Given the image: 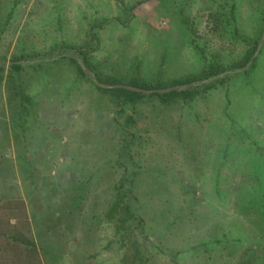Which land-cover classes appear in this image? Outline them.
<instances>
[{
    "label": "rangeland",
    "instance_id": "1",
    "mask_svg": "<svg viewBox=\"0 0 264 264\" xmlns=\"http://www.w3.org/2000/svg\"><path fill=\"white\" fill-rule=\"evenodd\" d=\"M236 1L252 37L261 28L264 0ZM213 2L193 0L178 14L176 5L151 0L133 10L125 27L117 20L121 10L115 0H20L0 42V61L10 62L21 46L25 53L48 52L54 44L81 46L88 40L99 44L91 56L101 70L123 74L136 59L154 57L168 34L180 32L176 23L184 16L206 52L225 62L237 59L247 47L218 38L209 17ZM102 17L111 20L95 27ZM263 44L264 37L260 48ZM254 59L236 72L249 71ZM177 63L171 74L176 77L202 66L188 51ZM22 76L35 104L22 119L24 129L12 120L6 81L0 85V264H48L41 253L29 254L22 244L28 238L37 247L48 239L58 255L49 264H138V248L146 250L143 264H236L242 258L252 264L262 237L235 204L236 184L249 164L241 158L247 143L229 131L234 121L242 122L253 128L246 142L254 136L264 148V48L248 85H240L245 82L240 78L233 88L169 104L145 98L126 113H118L111 96L68 61L38 72L27 68ZM127 116L136 121V139L124 150ZM229 143L225 158L220 150ZM124 173L147 235L143 242L133 233L129 245L106 217ZM230 230L246 233L250 242L216 250L226 241L211 242Z\"/></svg>",
    "mask_w": 264,
    "mask_h": 264
},
{
    "label": "trees",
    "instance_id": "2",
    "mask_svg": "<svg viewBox=\"0 0 264 264\" xmlns=\"http://www.w3.org/2000/svg\"><path fill=\"white\" fill-rule=\"evenodd\" d=\"M19 1L20 0H12L11 5L8 6L4 3V0H0V42L6 31L5 27L12 18ZM115 1L117 7L121 10V15L117 20L123 26L127 27L135 17L133 10L138 5L151 0ZM157 1L166 6L172 5L175 7L176 5V9H174L176 10L175 12L178 13L179 9L182 10L187 7L193 0ZM214 2L209 13L210 20L214 25V31L220 40L246 46L247 48L241 57L237 59H230L229 57V60L225 62L222 56L215 54L216 52H206L204 46L196 41L195 29L190 19L186 18V16L181 18L179 24L178 22L176 23L179 29L180 27L182 28L180 32H177V34L173 32L168 34L166 39L158 46V52L154 57L136 59L134 63L129 66L130 70L123 74H110L101 70L100 65L91 56V51L98 49L99 44H95L88 40L81 46L66 43L61 45L54 44L48 52L28 50V52L25 53V47L21 46L20 53L14 54L10 58L11 65H0V85L6 81V85L4 86L6 99L14 109L12 111V113H14L12 120L17 122V125L24 129V120L22 119L26 118L27 120V117L29 118L31 116L33 108H35L33 102L34 97L26 93L25 80L22 76L25 69L34 68L38 72L40 67H53L62 64L63 61L71 63L76 68L77 74L80 77L88 78L100 92L109 94L112 98V102L118 108V113H126L128 108L135 109L145 98H158L162 103L169 104L179 98L184 101H190L197 99L202 94L209 93L219 88H233L235 84L237 85L238 82L236 81L240 80V78H244L245 81H241L240 85H248L251 71L257 67L258 60L264 48V44L260 48V44L264 37V14L263 16L257 14V16H262V22L260 23L261 28L251 37L250 34H247L244 30L246 25L239 17V6L236 0L229 2L214 0ZM210 4L209 2L207 6H210ZM5 9H11V12H9L6 17L2 15ZM2 19H5L4 23H2ZM110 20L111 19L108 17H102L100 21L96 22L95 27H104ZM87 36H89V32ZM170 39L172 40V44ZM185 51L193 54L197 60H199L202 65L201 68L198 72L183 74L182 76L176 77L171 75L173 71L172 68L179 65L178 63L175 65V58L182 55V52ZM77 57H80V61H82L89 70L94 72L97 81L101 84L125 85L144 90H158L177 85H189L199 81H204L205 83L201 85L196 84L191 88L176 90L168 94H142L126 89H103L93 82L90 76L85 74ZM254 57V62L249 71L244 74L236 72L243 69ZM3 60L5 59L3 58ZM6 71L8 72L7 77L5 76ZM125 122L126 124L122 125L124 128L121 129L124 150L130 148L135 142L134 139H136V134L132 131V128L136 125V121L132 116H127ZM243 124L242 122L237 123V121H234L232 124V133L229 131V136L237 135L240 141L244 140V142L247 143L245 150L248 149L247 153H241L243 154L241 158L245 156L249 164L246 165V167L244 166L246 173L242 174V181L236 184L237 195L235 196V204L240 209V212L249 218L254 229L257 233L261 234L262 237V240L258 243V248L253 251L256 252L257 256L255 260H251V262L252 264H264V148H262V145H259V142L254 141V139H256L254 136L253 142H251V140L246 142L247 138L251 139L253 128H248L246 124H244L245 126H243ZM239 143L242 146L244 145L242 142ZM232 145H234V143H232ZM231 148V144L229 143L220 150L225 158L229 156ZM253 149H255L254 155L256 157L250 155L253 154ZM240 164L242 166L241 161ZM124 176H126L125 173L121 177L120 184L116 187L115 199L109 207L106 217L109 221L114 223V227L117 233L120 234L121 241L125 245H129L127 241H130L131 237L134 236L133 233L138 234L142 241L145 242L147 235H144L142 220L133 206V191L131 188H126L128 180L123 179ZM13 239L15 238L13 237ZM246 240L250 242L246 233L236 234L233 230H230L228 234L219 236V238L214 239L211 243L221 245L226 241L223 246H218L216 250H227V248L235 249L241 247ZM48 242V239H46L41 243V247H37L36 242L28 238L22 241V244L28 249L30 255L41 253L49 264L51 261L56 262L58 260V255L56 254L57 252L55 253L53 249H50L51 244L47 245ZM204 245L207 244L205 243ZM250 250L252 251V248H250ZM146 255L145 248L143 250H139L138 248V264L144 263ZM244 261L242 258L237 261L236 264H243Z\"/></svg>",
    "mask_w": 264,
    "mask_h": 264
},
{
    "label": "water",
    "instance_id": "3",
    "mask_svg": "<svg viewBox=\"0 0 264 264\" xmlns=\"http://www.w3.org/2000/svg\"><path fill=\"white\" fill-rule=\"evenodd\" d=\"M254 59V58H253ZM253 59L247 64V66L243 69V70H246L250 64L252 63ZM77 60L79 61L83 71L85 72V74L87 76H90L92 81L95 82L99 87L103 88V89H126V90H129V91H133V92H137V93H142V94H168V93H171L173 91H176V90H183V89H186V88H191L192 86H195L196 84H201L203 82H197V83H192V84H189V85H177V86H173V87H170V88H166V89H158V90H144V89H141V88H137V87H132V86H125V85H108V84H101L100 82L97 81V78L94 74V72H92L91 70H89L85 64L80 61V57H77ZM12 63L11 62H2L0 63L1 66H4V65H11Z\"/></svg>",
    "mask_w": 264,
    "mask_h": 264
}]
</instances>
